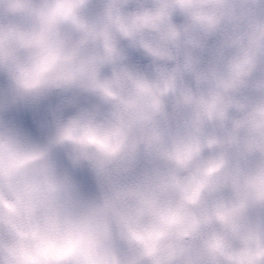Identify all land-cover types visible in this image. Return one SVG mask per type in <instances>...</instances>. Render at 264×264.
<instances>
[{
	"label": "clouds",
	"instance_id": "9594fccd",
	"mask_svg": "<svg viewBox=\"0 0 264 264\" xmlns=\"http://www.w3.org/2000/svg\"><path fill=\"white\" fill-rule=\"evenodd\" d=\"M0 264H264V0H0Z\"/></svg>",
	"mask_w": 264,
	"mask_h": 264
}]
</instances>
